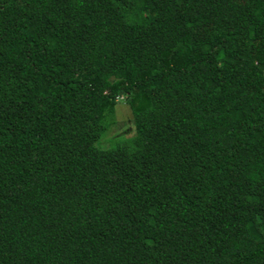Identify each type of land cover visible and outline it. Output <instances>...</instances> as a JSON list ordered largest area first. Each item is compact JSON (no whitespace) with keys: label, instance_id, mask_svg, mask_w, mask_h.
Wrapping results in <instances>:
<instances>
[{"label":"trees","instance_id":"trees-1","mask_svg":"<svg viewBox=\"0 0 264 264\" xmlns=\"http://www.w3.org/2000/svg\"><path fill=\"white\" fill-rule=\"evenodd\" d=\"M0 264H264V0H0Z\"/></svg>","mask_w":264,"mask_h":264},{"label":"rangeland","instance_id":"rangeland-1","mask_svg":"<svg viewBox=\"0 0 264 264\" xmlns=\"http://www.w3.org/2000/svg\"><path fill=\"white\" fill-rule=\"evenodd\" d=\"M115 115H116V122L111 126V128L108 130L105 137H111L113 135L119 134L122 131H127L131 129V112L129 110V107L127 104H125L124 101H118L115 105ZM102 135L100 139L97 141V145L99 147H108L112 145L114 142H112L114 139L112 138L110 141L109 139L105 141V137ZM106 142V143H105Z\"/></svg>","mask_w":264,"mask_h":264}]
</instances>
